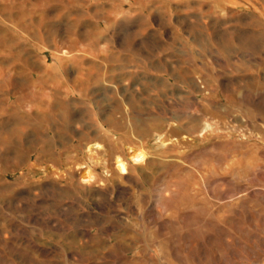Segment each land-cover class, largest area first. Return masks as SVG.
<instances>
[{"label":"rangeland","instance_id":"374dc122","mask_svg":"<svg viewBox=\"0 0 264 264\" xmlns=\"http://www.w3.org/2000/svg\"><path fill=\"white\" fill-rule=\"evenodd\" d=\"M0 264H264V0H0Z\"/></svg>","mask_w":264,"mask_h":264},{"label":"crops","instance_id":"0c3cea01","mask_svg":"<svg viewBox=\"0 0 264 264\" xmlns=\"http://www.w3.org/2000/svg\"><path fill=\"white\" fill-rule=\"evenodd\" d=\"M179 32H181L178 28H175V27H170V26H165V27H163L162 29H161V31H160V33H172V40L173 41H170V42H173L172 43V45H171V48L172 49H174V48H176L175 46H177V49L179 48L178 46H180V48H179V52H164V53H158L157 54V56L160 58V57H164V58H166L167 56H171V57H178L179 55H183L184 57H186V56H189L190 58H195V59H197L198 57H200V55H199V53H200V50H202V47H201V44L199 45V41H198V35H195L193 38L195 39L194 41H193V45L194 46H191L190 48H189V51H184V50H182V46L181 45H183V41H182V36H179V35H176V34H178ZM193 32H198V30H193ZM162 37V36H161ZM161 37H159V38H161ZM163 38H165V40H166V36L164 37L163 36ZM209 39V40H208ZM208 41L210 42H212V40H213V38H210V37H208ZM206 40V41H207ZM166 42H168V41H166ZM217 44H218V48H215V47H213V42L211 43V45L209 46V47H212L211 49H213V51L215 50V49H217V53H218V55H222L223 53L225 54L226 52H227V50H225L224 48H222V41H219V39L217 38ZM72 49V48H71ZM78 50H79V48H77ZM219 49H220V51L221 52H219ZM234 49V48H233ZM100 52H102L101 51V49L99 50ZM68 54H70V49L68 48ZM76 52H78V51H73V53L74 54H78V53H76ZM80 53V52H79ZM220 53V54H219ZM101 54V53H100ZM206 55H208V52L206 53ZM209 55H211L210 53H209ZM143 58H150V56H151V53L149 52V51H146L145 53H142V55H141ZM109 57H112V58H118V57H123V58H125V59H129V58H133L134 57V54L132 53V52H129V51H121L120 49H116V50H113V48H112V50H110V53H109ZM208 57V56H207ZM214 57V56H213Z\"/></svg>","mask_w":264,"mask_h":264},{"label":"bare ground","instance_id":"6f19581e","mask_svg":"<svg viewBox=\"0 0 264 264\" xmlns=\"http://www.w3.org/2000/svg\"><path fill=\"white\" fill-rule=\"evenodd\" d=\"M66 121V120H65ZM64 121V122H65ZM53 146V145H52ZM100 147L97 146L96 150L99 149ZM98 151V150H97ZM129 152V159L127 161H125L124 157H120V156H116L115 160V166H116V171L119 174V176L123 177V176H127L129 174L130 171V163L133 165H141L146 161V154L143 153L142 151H137L134 149H131ZM92 153V151H91ZM94 154V153H93ZM92 169L93 168H89L88 171L85 173L84 177H83V181L87 184L91 183L94 180V175L92 173Z\"/></svg>","mask_w":264,"mask_h":264}]
</instances>
